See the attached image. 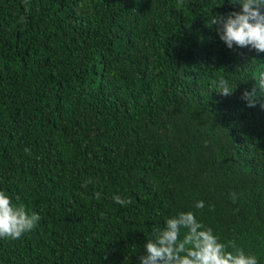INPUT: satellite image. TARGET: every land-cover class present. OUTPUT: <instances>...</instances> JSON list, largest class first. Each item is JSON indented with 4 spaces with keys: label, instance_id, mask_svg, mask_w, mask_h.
I'll return each mask as SVG.
<instances>
[{
    "label": "trees",
    "instance_id": "obj_1",
    "mask_svg": "<svg viewBox=\"0 0 264 264\" xmlns=\"http://www.w3.org/2000/svg\"><path fill=\"white\" fill-rule=\"evenodd\" d=\"M233 11L0 0V190L41 216L0 238V264H139L153 229L189 210L264 264V52L220 39L210 18Z\"/></svg>",
    "mask_w": 264,
    "mask_h": 264
},
{
    "label": "clouds",
    "instance_id": "obj_2",
    "mask_svg": "<svg viewBox=\"0 0 264 264\" xmlns=\"http://www.w3.org/2000/svg\"><path fill=\"white\" fill-rule=\"evenodd\" d=\"M229 3L239 5L241 11L210 18L211 25H219L220 39L230 49L235 44L264 52V0H229ZM258 86L264 92V72L259 73ZM235 87L220 77L216 90L228 96ZM255 97L253 88L251 92L246 90L242 98L251 107L255 105ZM90 183L91 180L86 181L84 187ZM114 200L122 206L132 203L130 198L120 195L114 196ZM195 207L203 209L204 202L197 201ZM40 219L39 213L14 205L7 193L0 190V238L19 239L35 229ZM139 264H258V259L234 242H222L212 228L206 227L189 210L178 212L167 218L163 227L153 229L152 238L146 239L145 254L140 256Z\"/></svg>",
    "mask_w": 264,
    "mask_h": 264
}]
</instances>
